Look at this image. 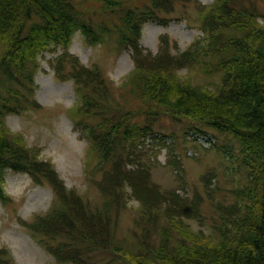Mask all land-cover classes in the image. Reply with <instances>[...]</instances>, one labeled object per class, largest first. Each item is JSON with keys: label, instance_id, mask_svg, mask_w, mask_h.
Instances as JSON below:
<instances>
[{"label": "trees", "instance_id": "1", "mask_svg": "<svg viewBox=\"0 0 264 264\" xmlns=\"http://www.w3.org/2000/svg\"><path fill=\"white\" fill-rule=\"evenodd\" d=\"M256 2L0 0V198L8 202V169L54 188L45 212L20 218L54 264H264V9ZM191 5L199 16H190ZM185 17L202 34L184 50L166 33L157 53L144 48L148 21L167 25ZM77 31L88 45H107L117 54L132 50L134 67L119 84L100 62L85 65L72 54ZM57 49L62 51L50 65L59 80L74 83L78 102L66 112L89 140L86 179L103 194L101 200L88 190L68 189L54 165L39 157L40 147H29L23 133L6 127L9 113L46 109L35 96L38 57ZM198 75L214 77V88L195 81ZM191 129L225 134L214 146L227 154L226 168H246V181L232 190L235 200L227 206L213 198L217 172L202 174L215 200L217 235L188 220H205L200 192L184 194L178 185L163 188L152 180L150 158L160 144L171 151L168 166L177 168L180 187L187 186L180 149ZM160 133L162 140L145 146L144 137ZM166 137L173 138L171 144ZM230 138L240 142L241 157L234 155ZM128 164L139 168L130 171ZM132 198L138 201L133 208ZM130 209L132 235L121 232L120 213ZM9 251L0 246V264H11Z\"/></svg>", "mask_w": 264, "mask_h": 264}, {"label": "rangeland", "instance_id": "2", "mask_svg": "<svg viewBox=\"0 0 264 264\" xmlns=\"http://www.w3.org/2000/svg\"><path fill=\"white\" fill-rule=\"evenodd\" d=\"M198 1L201 2V5H210L214 2V0ZM256 3L261 9H264L262 0H257ZM189 12L192 18L199 16L194 5L190 6ZM259 22L264 23L262 15H259ZM200 28V26L189 25L187 17L181 21L171 20L167 25L150 20L144 26L141 43L145 49L157 53L160 36L166 33L177 42L179 50L182 51L202 34ZM177 50L178 48H175V51ZM61 51L62 49L47 50L38 57L40 68L35 74V96L46 109L9 113L5 118L6 127L13 133H23L29 147L39 146L41 149L39 157L54 165L56 172L64 180L68 189L76 188L78 192L88 190L89 194H94L93 199L101 200L103 194L96 187H91L86 179L89 140L75 126L74 120L66 112L67 108L78 102L74 83L72 80H59L50 65V61ZM70 51L77 55L85 65L100 62L115 85L119 84L134 66L131 49H124L117 54L107 45H88L80 31L74 35ZM185 72L186 69L180 70V73ZM212 78L214 77L198 75L195 76V81L213 89ZM164 122L167 125L170 124L169 119H165ZM168 128L171 130V127ZM176 128L181 131L183 125H177ZM208 132L215 136L218 144L224 142L225 134L214 129H209ZM229 136L231 135L229 134ZM180 138L182 137L180 136ZM186 138L187 142H184L182 138L184 147L180 149V153L182 158L184 157V164L188 170L187 186L180 187L177 168L172 165L168 166L172 154L167 148H160L157 154L152 153L150 158L152 180L156 183L159 182L163 188L178 185V190L182 192L184 189V194L200 192L204 196L201 205L205 220L198 218L188 220L193 228H201L207 234L217 235V231L219 232V229L216 228L218 217L214 212L213 203L216 199L222 201L226 206L234 202L235 196L232 190L245 183L246 168L241 166L232 172L231 168H226L229 165L227 154L220 152L216 146L208 149L201 146L193 147L194 141L189 140L187 136ZM230 141L233 143L234 155L241 157L240 142L232 138ZM149 143L148 140L145 146H150ZM190 150L193 152L189 153ZM155 156L159 160L157 164H155ZM127 167L130 171L139 168L136 164H128ZM211 170L217 172V176L212 180L215 200L209 197L208 190L201 178L202 174ZM97 177L100 179L101 175L98 174ZM3 187L4 193L9 197L7 203H4L0 198V246L10 250L11 264H54V256L31 237L29 231L19 220L20 218L32 220L36 213L45 212L55 198L54 188L46 181L35 182L27 172L11 169L7 170ZM129 205L132 208L136 207L137 199H130ZM120 215L121 232L132 235L133 230L130 227L133 226L135 214L130 209L122 210Z\"/></svg>", "mask_w": 264, "mask_h": 264}]
</instances>
